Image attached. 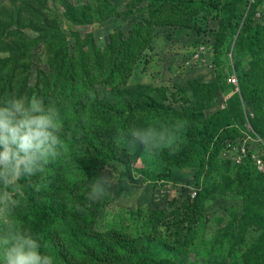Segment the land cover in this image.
<instances>
[{
    "label": "rangeland",
    "instance_id": "1",
    "mask_svg": "<svg viewBox=\"0 0 264 264\" xmlns=\"http://www.w3.org/2000/svg\"><path fill=\"white\" fill-rule=\"evenodd\" d=\"M184 5L180 13L179 0H0V97L39 95L64 126L62 156L14 195L15 217L56 264H264V161L262 169L252 161L264 148V0ZM137 31L144 44L133 64L109 79L111 54L99 68L95 52ZM89 61V74L102 76L69 101L66 86L79 90L71 69ZM177 121L175 151L149 155L121 139L133 126L164 135ZM97 138L123 144L124 160L99 164L85 151ZM108 163L123 182L86 204L87 178ZM129 190L140 195L127 200Z\"/></svg>",
    "mask_w": 264,
    "mask_h": 264
},
{
    "label": "clouds",
    "instance_id": "2",
    "mask_svg": "<svg viewBox=\"0 0 264 264\" xmlns=\"http://www.w3.org/2000/svg\"><path fill=\"white\" fill-rule=\"evenodd\" d=\"M183 126L177 121L164 129V135L152 125L133 126L121 133V139L129 148L142 146L149 155L175 151ZM63 135L61 113L54 102L36 94L0 97V264H56L53 255L41 251L42 244L32 230L15 217L19 200L14 195L21 180L43 175L47 165L62 156ZM87 180L90 203L110 199L115 185L123 182L121 170L112 163ZM139 195L131 190L122 193L127 200Z\"/></svg>",
    "mask_w": 264,
    "mask_h": 264
},
{
    "label": "trees",
    "instance_id": "3",
    "mask_svg": "<svg viewBox=\"0 0 264 264\" xmlns=\"http://www.w3.org/2000/svg\"><path fill=\"white\" fill-rule=\"evenodd\" d=\"M179 2L183 4V7L179 9V12L185 13L186 12V6L184 5L185 0H179ZM193 4H195V2ZM193 4H191V5H193ZM76 18H77L76 21H78V19L82 20L81 18H78V17H76ZM139 32L140 31H137L135 36L133 38L129 39V41L120 40V43L116 46L114 45V43L111 39V41L109 42L107 49L105 51L98 50L95 52V56L96 55L99 56L98 61H95V64L99 68L104 66V56L111 54V60H108V62L111 64L108 66V68L112 67V69H108V71L106 73L109 79L112 80V77H119L121 75L123 76L122 72H123V69L125 70L127 68L126 61L128 59L130 60V65L128 67H131V65L133 64V62H134V60L132 59L133 52L135 51V49L139 45L144 44V40H142L143 38ZM254 42L256 44V47L263 48L262 47L263 40L260 42L259 39H255ZM115 44H117V43H115ZM251 46H252V44H251ZM65 57H67V55H65ZM262 61H264V60H262ZM86 65H92V61L86 62L85 64L82 62V64L79 65L81 68L80 72L78 70H76L75 68L71 69V71L73 72V75L75 76V77H73L72 83L74 85H78L79 90L76 91L75 88H72V86H66L65 91H66V94L69 96V97H67L69 101H72L76 97L78 92H79L80 97L85 95L84 94L85 89H87L88 87H91V85L93 83V81L91 80V77L94 78V74L97 75V77L102 76V73L100 71L89 74V71H93V70H91L90 68H87ZM115 80H117V79H115ZM81 99L83 102L84 98H81ZM83 105H85V104L83 103ZM240 109H241L240 105L235 102L236 113L238 110L240 111ZM198 136H200V133ZM97 140L99 141L98 146L92 145V147L91 146L88 148L85 147V151H87L94 159H97L99 161V164L102 161L106 162L109 159H110L109 161H111V160L123 161L124 158L126 157L125 156V150H124L125 146H123V144L119 145L115 142V140H108L107 141L105 139H103V142H105V144H103L99 138H97ZM241 141H244V139H239V142H241ZM256 150L261 151L263 153V147H261V146L260 147L257 146ZM107 154H108V157H106ZM263 156H264V154H263ZM263 156H261V157H263ZM247 163H248V161H247ZM250 165L253 167V169H256L254 167L255 166L254 164H253L254 166L252 164H250ZM246 167L248 168L250 166H246ZM87 202H88V200H86L85 203L87 204ZM122 235L127 240H131V238H132V237H129L127 234L126 235L122 234ZM103 236H104V234L98 235V237L101 240H102ZM110 236H113V234H111ZM62 240H63V238H60L58 241H60V243H62ZM65 244H66V242H65ZM41 251H42V249H41ZM93 255H96L94 251H93ZM134 260H135L134 264H150L151 263L150 258H146V257L134 258ZM152 262H154V261L152 260ZM95 263L96 264H127L124 261L110 262L109 260H103L102 258H96ZM157 263L163 264V263H167V261L166 260L163 261V259H162V260L157 261ZM78 264H84V263L80 262Z\"/></svg>",
    "mask_w": 264,
    "mask_h": 264
},
{
    "label": "built area",
    "instance_id": "4",
    "mask_svg": "<svg viewBox=\"0 0 264 264\" xmlns=\"http://www.w3.org/2000/svg\"><path fill=\"white\" fill-rule=\"evenodd\" d=\"M200 52V53H199ZM199 54H202V50H198L196 52V55L198 56ZM201 56V55H199ZM229 84L233 85L234 87H238V78L235 74H232L229 79ZM264 148H263V153L261 151H258V154L257 156H252V161H253V164H255V166H258L259 169H262L263 168V162L264 161ZM263 156V157H261ZM258 161V162H257ZM258 164V165H257ZM197 195V191L193 192V197H195Z\"/></svg>",
    "mask_w": 264,
    "mask_h": 264
}]
</instances>
